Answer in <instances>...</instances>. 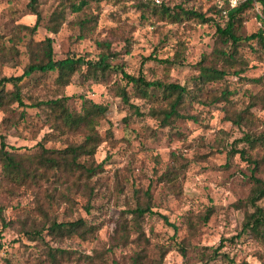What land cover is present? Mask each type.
I'll return each instance as SVG.
<instances>
[{"label":"rangeland","instance_id":"rangeland-1","mask_svg":"<svg viewBox=\"0 0 264 264\" xmlns=\"http://www.w3.org/2000/svg\"><path fill=\"white\" fill-rule=\"evenodd\" d=\"M86 1L75 12L71 4L80 0H0V80L46 60L47 38L54 59L95 61L109 53L113 66L97 77L82 66L64 86L57 71L33 72L20 85L24 105L10 100L0 107V136L33 161L40 142L62 149L84 138L56 127L50 108L36 103L66 96L76 112L84 99L106 108L88 180L63 175L57 181L58 172L49 171L38 185H19L2 176L0 159V264H264L263 230H242L253 211L254 178L264 179V144L242 139L264 135V43L244 39L259 28L264 34V4L254 1L239 14L242 40L231 67L215 59L214 50L223 47L216 26L224 25L229 7L219 0ZM190 9L208 21L185 15ZM165 59L177 61H159ZM201 65L229 72L202 82ZM123 72L183 86L178 111L186 117L163 124L162 111L175 95L152 87L142 95ZM0 89L10 96L15 88L0 83ZM238 114L241 120L233 121ZM257 204L264 207V197ZM138 206L153 213L134 221ZM78 218L92 226L84 237L30 234L47 220ZM49 248L69 255L57 253L52 263ZM215 250L225 255L214 257Z\"/></svg>","mask_w":264,"mask_h":264},{"label":"trees","instance_id":"trees-1","mask_svg":"<svg viewBox=\"0 0 264 264\" xmlns=\"http://www.w3.org/2000/svg\"><path fill=\"white\" fill-rule=\"evenodd\" d=\"M35 1L36 0H32V3ZM254 1L264 4V0H242L235 7H227L225 9V15L227 18L224 25L221 26L220 24H217L216 26V41L217 43L220 42L221 45H223L222 48H216L214 50L216 60L222 61V63H225L226 65L228 64L232 67V62L236 60L235 46L242 40L241 36L236 32V24L240 18L239 14H241V12L249 7ZM86 3V0H80L78 4H71V8L73 11L77 12L80 11ZM163 11L166 12L167 9L163 8ZM219 11L221 12V10ZM35 14L38 16L37 12H35ZM184 14L198 17L201 21H208V18H206L202 13L192 9L184 11ZM37 20L33 27L37 25ZM244 39H256L260 43H264L263 29L259 28L256 32L251 33ZM50 42L51 39L47 38V46L44 52L46 60L29 64L20 75L4 77L0 80L1 85L4 83H10L15 88L10 92V96L6 94L3 89H0V107H3L10 100L16 101L20 105H24L21 98L20 85L33 72L57 71L56 81L61 86H64L69 83L71 76L82 66L86 67L85 73L88 77H97L99 74L104 75L107 70L113 67L108 60L110 57L109 53H102L99 59L95 61L92 59H85L81 56L75 57L72 55L62 59H54ZM229 45L233 47L231 49L232 51H229ZM159 61L172 64L177 60L165 59ZM228 72V70L218 69L214 65H201L199 78L202 82L215 80L222 78ZM122 77L133 85H136L142 95H146L147 90L151 87L162 89L168 97L175 95L169 102V110L162 111L163 117L161 121L163 124L169 123V119L172 116L178 118L186 117L185 114H181L178 111L179 105L186 96V90L183 86L177 83H163L158 80L148 81L142 75L133 76L125 72H123ZM254 80L259 81L258 78ZM121 96L124 102L129 103L128 95L125 89L121 90ZM67 100L68 97L63 96L57 99L38 102L36 105L45 104L48 106L50 111L54 114L56 127L61 128L68 133L82 132L84 135L83 140L79 143L68 144L62 149H47L43 146V143L40 142L38 145L40 146L41 151L36 160L33 161L19 157L20 154L15 151L17 148L9 146L6 143L4 136H0V159L2 161L3 169L2 176L5 179L19 185H28L30 183L38 185L40 181L48 179L49 171H53L54 173L58 172V175L55 174L57 181L63 175L65 177H75V180L77 181L88 180L95 173L94 166H91V163L89 162L93 159L95 150L102 141L97 130V126L99 125V121L106 108L101 104L93 103L88 99H84L81 102L80 110L76 112L69 109L66 104ZM261 103L264 107V87ZM132 107L135 108L136 106ZM241 118L242 116L238 114L236 115V118H232V120L239 122ZM192 119L195 120L196 118L192 117ZM242 139L250 146H253L256 143L264 144L263 134L259 136L245 134ZM6 147H10L11 151L7 150ZM238 152L242 157H245L244 149H240ZM89 191H91V189H89ZM262 197H264V179L261 180L259 178H254V187L248 198V201L253 207V211L247 214L242 230L255 234H260L263 230L262 233H264V207L257 204V201H259ZM88 207L89 206H86V209ZM132 212L135 214L134 221H136L137 217L142 216L145 212L153 213L148 206H138ZM162 218L166 223H170L166 215H162ZM43 230L59 235L62 233L77 234L84 237L88 231L92 230V226L86 227L85 221L82 218L67 222L47 220L42 224L40 229H32L30 234H32V237L41 236ZM1 247L0 243V249ZM180 247L183 249V246ZM57 253L60 255H69V252L64 249L56 250L49 248L47 255L52 263L58 261V257L56 256ZM213 255L214 257H217L219 255L224 256L225 254H220L218 250H215Z\"/></svg>","mask_w":264,"mask_h":264},{"label":"built area","instance_id":"built-area-1","mask_svg":"<svg viewBox=\"0 0 264 264\" xmlns=\"http://www.w3.org/2000/svg\"><path fill=\"white\" fill-rule=\"evenodd\" d=\"M219 1L222 3H225L226 5H228L231 8V7H235L241 0H237V3L235 6H233L231 0H219Z\"/></svg>","mask_w":264,"mask_h":264},{"label":"clouds","instance_id":"clouds-1","mask_svg":"<svg viewBox=\"0 0 264 264\" xmlns=\"http://www.w3.org/2000/svg\"><path fill=\"white\" fill-rule=\"evenodd\" d=\"M157 2H159V0H157ZM231 2H232V4H233V6H235L236 3H237V0H231ZM33 19H34V18H33ZM251 264H258V262H257V261H251Z\"/></svg>","mask_w":264,"mask_h":264}]
</instances>
